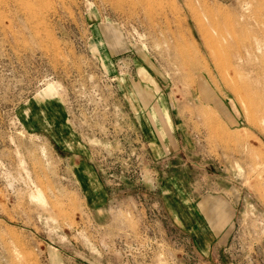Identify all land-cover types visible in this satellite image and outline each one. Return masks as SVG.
<instances>
[{"label": "rangeland", "instance_id": "1", "mask_svg": "<svg viewBox=\"0 0 264 264\" xmlns=\"http://www.w3.org/2000/svg\"><path fill=\"white\" fill-rule=\"evenodd\" d=\"M0 264H264V0H0Z\"/></svg>", "mask_w": 264, "mask_h": 264}, {"label": "crops", "instance_id": "2", "mask_svg": "<svg viewBox=\"0 0 264 264\" xmlns=\"http://www.w3.org/2000/svg\"><path fill=\"white\" fill-rule=\"evenodd\" d=\"M200 205H213V204H210V203L205 202V203H202Z\"/></svg>", "mask_w": 264, "mask_h": 264}]
</instances>
